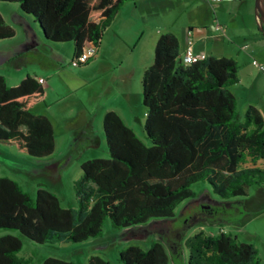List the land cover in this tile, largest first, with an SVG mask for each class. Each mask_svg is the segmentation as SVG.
I'll return each instance as SVG.
<instances>
[{"label":"trees","instance_id":"16d2710c","mask_svg":"<svg viewBox=\"0 0 264 264\" xmlns=\"http://www.w3.org/2000/svg\"><path fill=\"white\" fill-rule=\"evenodd\" d=\"M20 3L52 41H73L76 56L87 42L99 44L105 28L131 0H0ZM15 35L0 13V40ZM82 65V64H80ZM239 80V64L230 56L206 55L185 63L177 36L162 32L154 62L143 74L146 140L115 111L104 117L108 158L82 163L75 183L77 205L65 207L58 195L39 185L35 196L0 175V264H29L19 255L23 237L37 243L84 242L100 236L107 218L114 227L175 215L183 201L197 196L193 184L208 182L222 199L248 195L264 184V116L256 106L244 114L230 86ZM39 78L27 75L11 85L0 74V143L43 158L55 151L54 125L35 112L45 102ZM189 264H262L259 250L221 231L204 229L186 239ZM121 264H170L161 241L149 248L130 245L120 251ZM40 264H76L47 257ZM88 264H114L91 255Z\"/></svg>","mask_w":264,"mask_h":264},{"label":"rangeland","instance_id":"374dc122","mask_svg":"<svg viewBox=\"0 0 264 264\" xmlns=\"http://www.w3.org/2000/svg\"><path fill=\"white\" fill-rule=\"evenodd\" d=\"M224 2L231 3V8L222 12V15L216 8L219 20L211 22L210 26L215 29V24L221 23L223 27H234V32L240 37H237L234 43L232 35L227 34L224 43L220 41L218 44V50L237 57L240 68L243 69L247 56L244 54L246 50L241 48L247 43L249 44L248 51L252 50V43L255 39L252 35L253 31L249 32V29L252 30L251 27L255 26L256 32L264 35L258 24L256 0H252L250 15L238 14L240 0L238 2L225 0ZM197 4L198 1L194 2V0H175L174 10L168 20L174 22L176 29H187L188 24H193L194 29L204 26L208 19L194 13L195 9L196 11L203 10L202 7H196ZM0 10L4 12L9 24L16 31L13 37L0 40V74L6 77L9 84H16L23 76L42 68V64L49 61L48 57H51L53 47L62 48L65 53L73 56V41L44 40L46 42L39 44L42 48V55L35 52L30 47L31 41L37 34L39 40L41 35L44 36L35 17L24 12L18 2L0 1ZM17 12L22 16L19 18L22 23L16 19ZM211 12L214 17L213 8ZM222 30L224 31L223 28ZM240 50L242 54H239ZM138 53L143 56L145 52L140 50ZM136 57L138 54L132 55L131 59ZM52 87L48 89L46 101L37 105L34 110L52 116L56 138L54 153L51 156L39 158L19 151L14 145L0 143V175L17 180L33 196L42 184L58 195L63 206H76L75 183L83 175L82 163L92 158L109 157L104 120L101 116H94L96 134L99 136L96 144H89L86 137L79 138L74 151L66 155L69 140L65 130V119L77 115L79 101L75 96L63 97L60 100V91H63L62 95L67 94L64 93V83L60 77H54ZM61 88L63 90H60ZM134 126L137 135L146 140L144 127L137 122ZM78 135L83 134L79 131ZM52 158L57 161L48 162ZM260 165L264 167V158L260 160ZM193 188L197 196L179 204L172 217L151 218L144 223L120 228L114 227L111 219L107 218L100 236L79 243H37L22 236L23 248L19 255L29 258V264H40L47 257L66 258L73 260L76 264H88L91 255H101L114 264H121L119 256L122 249L133 244L147 249L153 241L157 240L165 245L170 256V264H189L186 239L204 229L210 233L224 231L237 237L239 241L253 243L258 247L259 259L264 264V202L248 203L247 196L222 199L212 191L210 184L204 181L193 184ZM257 189L255 186L251 188V197L255 196ZM8 232L19 233L16 230L2 229L0 235Z\"/></svg>","mask_w":264,"mask_h":264},{"label":"crops","instance_id":"0c3cea01","mask_svg":"<svg viewBox=\"0 0 264 264\" xmlns=\"http://www.w3.org/2000/svg\"><path fill=\"white\" fill-rule=\"evenodd\" d=\"M174 1H128L120 8L105 28L103 37L98 44L97 54L87 63L82 65L74 64L73 60L76 57L75 45L73 56L65 53L62 48L56 49L53 47L54 51L50 54L51 57L47 56L49 61L44 62L39 70L32 74H27L45 79L43 86L46 89L47 96L48 89L53 88L54 77H60L64 83V93H67L62 95L63 91H60V100L63 97L75 96L77 101H79L77 115L65 119V130L69 140V146L65 151L66 155L74 151V148L79 143V138L86 137L88 139L87 142L92 145L99 141V136L96 134L95 129V115L103 117L104 120L107 112L115 111L131 128L135 129L134 124L136 122L141 127L143 126L147 114V109L143 103V74L147 67L154 62L157 41L160 34L165 31L172 32L177 36L180 42L181 55L187 48L189 41L192 40L196 53L235 58L239 64V80L230 86V90L237 98L239 112L244 114L249 106L253 105L264 116V72L253 63L254 59L264 63V35L257 33L255 26L251 27L252 30L249 29V32L253 31L252 35L255 39L254 43H252V50L248 51L249 44L247 43L241 48L246 50L244 54L247 56L245 67L241 69L237 57L218 50V44H220V41L224 43L227 34L230 33L232 35L234 40H231L234 43L235 39L240 37V35L234 32V27H229V29L225 26L223 31L222 28L218 29L216 24L215 29L210 26L211 22L219 20L216 8L222 15V12L231 8V3H226L224 2L225 0H194V2L198 1L196 7L203 8V12L195 9L194 13L207 18V23L197 29H194L193 24H188L187 29H176L174 22L168 20L174 10ZM234 1L238 2V0ZM240 1L241 5L238 7V14L250 15L252 0ZM212 8L215 13L214 17L211 12ZM0 13L6 23L9 24L4 12L0 10ZM20 17H22L21 14L19 15L17 12L16 19L22 23L19 20ZM257 19L259 24L258 16ZM28 33L30 35V32ZM41 36L39 40V35L37 34L30 43V47L35 52L40 53V55L43 52L39 44L46 42L44 40H48L45 36ZM140 50H144L143 56L138 53ZM135 54H138V57L131 59V56ZM239 54H242L241 50ZM25 77L23 76L21 80ZM60 90L63 89L61 88ZM35 112L42 114L37 110ZM43 115L48 116L53 122L51 114L43 113ZM79 131L83 135L77 136ZM49 161L54 162L57 160L52 158ZM257 166L262 167L260 160ZM254 186L256 189L258 187L255 196L251 197L250 190L252 186L248 195H246L247 202H264V184Z\"/></svg>","mask_w":264,"mask_h":264},{"label":"built area","instance_id":"2783aa9c","mask_svg":"<svg viewBox=\"0 0 264 264\" xmlns=\"http://www.w3.org/2000/svg\"><path fill=\"white\" fill-rule=\"evenodd\" d=\"M211 1H220V0H211ZM216 27L218 29L223 28V26L220 23L216 24ZM98 52V45L94 42H87L84 46V49L81 54L76 56L73 60L74 64L80 65L87 63L92 57H94ZM206 54H199L196 53L193 47V41L190 40L188 43L187 48L182 53L181 57L185 63H191L195 59L198 58H204ZM254 65H256L261 71L264 72V63H261L257 59L253 60ZM41 83H44V78H39Z\"/></svg>","mask_w":264,"mask_h":264},{"label":"water","instance_id":"95a60500","mask_svg":"<svg viewBox=\"0 0 264 264\" xmlns=\"http://www.w3.org/2000/svg\"><path fill=\"white\" fill-rule=\"evenodd\" d=\"M256 14L259 18L261 30L264 32V0H256Z\"/></svg>","mask_w":264,"mask_h":264}]
</instances>
